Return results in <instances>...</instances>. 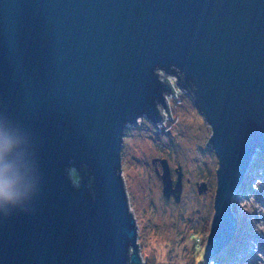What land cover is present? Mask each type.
<instances>
[{"label": "water", "instance_id": "obj_1", "mask_svg": "<svg viewBox=\"0 0 264 264\" xmlns=\"http://www.w3.org/2000/svg\"><path fill=\"white\" fill-rule=\"evenodd\" d=\"M168 75L218 156L208 264L236 237L232 198L264 152V0H0V126L31 192L0 209V264H145L121 147L139 118L162 122Z\"/></svg>", "mask_w": 264, "mask_h": 264}, {"label": "rangeland", "instance_id": "obj_2", "mask_svg": "<svg viewBox=\"0 0 264 264\" xmlns=\"http://www.w3.org/2000/svg\"><path fill=\"white\" fill-rule=\"evenodd\" d=\"M174 90L162 123L156 127L148 118H139L125 129L121 147L122 175L145 264H198L214 217L218 156L208 144L212 129L193 98L179 87ZM256 154V164L232 198L237 235L208 264H264V152ZM160 158L167 159L174 183L178 167L183 173L179 201L163 192L157 173L162 166L159 160L154 163ZM202 183L204 192L199 191Z\"/></svg>", "mask_w": 264, "mask_h": 264}, {"label": "clouds", "instance_id": "obj_3", "mask_svg": "<svg viewBox=\"0 0 264 264\" xmlns=\"http://www.w3.org/2000/svg\"><path fill=\"white\" fill-rule=\"evenodd\" d=\"M14 126H21L7 114ZM19 139L6 127L0 126V209L4 215L13 210H24V201L31 198V192L25 187L17 163Z\"/></svg>", "mask_w": 264, "mask_h": 264}, {"label": "flooded vegetation", "instance_id": "obj_4", "mask_svg": "<svg viewBox=\"0 0 264 264\" xmlns=\"http://www.w3.org/2000/svg\"><path fill=\"white\" fill-rule=\"evenodd\" d=\"M162 159V158H161ZM156 164H157V162H156ZM160 164H161V161H160ZM161 166H162V164H161ZM182 181H183V178H182ZM189 181V180H188ZM177 182H178V179H177V181L174 183V188H173V194L172 195H174L175 196V193H176V191L177 190H179V191H181V189H182V186H183V183L180 185V187H177V190H174L175 189V187L177 186L176 184H177Z\"/></svg>", "mask_w": 264, "mask_h": 264}, {"label": "built area", "instance_id": "obj_5", "mask_svg": "<svg viewBox=\"0 0 264 264\" xmlns=\"http://www.w3.org/2000/svg\"><path fill=\"white\" fill-rule=\"evenodd\" d=\"M168 77H169V76H168ZM169 79H170V77H169ZM176 80H177L176 78H175V80L170 79L173 90H174V88L178 87L177 84H176ZM173 81H174V82H173ZM174 92H175V90H174L170 95H173ZM162 121H163V120H162ZM160 123H162V122H160ZM160 123H159V125H160Z\"/></svg>", "mask_w": 264, "mask_h": 264}, {"label": "trees", "instance_id": "obj_6", "mask_svg": "<svg viewBox=\"0 0 264 264\" xmlns=\"http://www.w3.org/2000/svg\"><path fill=\"white\" fill-rule=\"evenodd\" d=\"M256 163L254 162V165H255Z\"/></svg>", "mask_w": 264, "mask_h": 264}, {"label": "bare ground", "instance_id": "obj_7", "mask_svg": "<svg viewBox=\"0 0 264 264\" xmlns=\"http://www.w3.org/2000/svg\"><path fill=\"white\" fill-rule=\"evenodd\" d=\"M221 254V253H220ZM217 256H218V254H217Z\"/></svg>", "mask_w": 264, "mask_h": 264}]
</instances>
